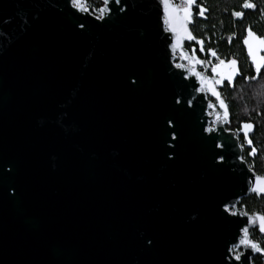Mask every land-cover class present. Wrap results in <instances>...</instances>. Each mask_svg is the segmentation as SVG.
Wrapping results in <instances>:
<instances>
[{
  "label": "water",
  "instance_id": "water-1",
  "mask_svg": "<svg viewBox=\"0 0 264 264\" xmlns=\"http://www.w3.org/2000/svg\"><path fill=\"white\" fill-rule=\"evenodd\" d=\"M103 8L0 0V264H223L260 176L228 104L172 65L160 0Z\"/></svg>",
  "mask_w": 264,
  "mask_h": 264
},
{
  "label": "snow or ice",
  "instance_id": "snow-or-ice-1",
  "mask_svg": "<svg viewBox=\"0 0 264 264\" xmlns=\"http://www.w3.org/2000/svg\"><path fill=\"white\" fill-rule=\"evenodd\" d=\"M69 2L73 9H76L78 11H87V8L84 6L82 0H69ZM160 2L163 6L165 23L168 25L167 30L172 34V48L175 49L178 46L181 47V58H183V41L195 40V43L200 46V51L204 52L203 41L193 36L187 28L188 24L193 23L192 9L193 5L195 4V0H182V3L180 4L173 3L172 0H160ZM104 3L107 4L108 0H104ZM115 3L120 4L121 0H115ZM242 7L244 9H252L254 8V5L245 0V3H243ZM119 10L124 11V8L121 7ZM99 11L101 15L96 17V19H103V14L106 9L100 8ZM205 11L206 9L203 6H200L197 15L203 17ZM232 15L234 17H241L242 13L233 12ZM79 26L81 28L84 27L83 24ZM245 31L247 35L243 39V44L246 47L247 56L250 59L256 75H253L252 77L244 76L243 79H256L257 75H259V73L261 72V68L264 67V56H257L258 52L264 51V38L255 36L250 29H245ZM250 41H252V43H250ZM206 54L217 59L218 63L211 65V61H201L200 59H197L195 56V49H193L192 55L188 57L191 63L189 64V67L186 69V71H189L191 75L195 77L197 81H199L202 91L207 90L213 97L216 98L221 108L225 111V114H227V105L225 104L224 99L221 97L220 93L217 91L216 86L222 85L224 81H227L228 86H232L235 76L240 75V69L237 66V61L235 59H220L214 49L209 48ZM205 63L211 65V73L212 77L214 78L205 77L200 72L195 70L197 65L203 66ZM176 67L181 68L182 65L176 64ZM171 123L172 122L169 121V124ZM252 129L253 125L251 123H242L239 129V131H242L244 133V141L250 147L252 142L248 138V132ZM217 146L221 147V145ZM256 153L257 149L255 147H251L249 155L254 156L256 155ZM220 159L222 160L223 157L221 156ZM249 184L251 185L249 190L252 193H255L256 195L264 193V176H255L254 182L250 179ZM223 210L224 212L230 213L233 216L237 215L236 212H231L229 206H224ZM245 215L247 216V224L258 227L259 233L264 234V215L255 213L252 215H248L246 213ZM241 232L242 235L237 236L238 243L227 246L226 253L222 258L223 264H232L233 261L235 262V264H245V260L250 259V255L248 257H245L244 251L238 249H248L251 252H257L264 255V249H262L256 242L250 239L248 227H244L243 229H241ZM149 243H151V241H149Z\"/></svg>",
  "mask_w": 264,
  "mask_h": 264
},
{
  "label": "flooded vegetation",
  "instance_id": "flooded-vegetation-1",
  "mask_svg": "<svg viewBox=\"0 0 264 264\" xmlns=\"http://www.w3.org/2000/svg\"><path fill=\"white\" fill-rule=\"evenodd\" d=\"M85 1V7H89L92 4V0H83ZM97 2H101L103 4V7L106 5L104 3V0H96ZM173 3L180 4L182 3V0H172ZM247 2L252 3L254 5V8L252 9H242L240 13H242L241 17H234L232 15V19L235 23L240 22V29H238V25L233 28V30L229 33H225L224 31L222 33L216 34L215 32L212 33L210 30V26L213 25L211 21V13L208 7L207 0H195V4L193 5V23L190 25V31L193 36H195L197 39L203 41V47L204 52L200 51V46L195 43V40L193 41H183L182 49L184 52V57L181 58V50L172 49L171 50V63L176 68L183 72H185V77L189 75L186 72V69L189 67V64L191 61L188 59L190 55H192V50L195 49V56L197 59H200L201 61H211V65L217 64L218 60L207 55V50L209 48L214 49L216 53L218 54V57L220 59L224 60H231L235 59L237 61V66L240 69V75L235 76L234 80L235 85L238 81H241L245 75V69L248 67L249 69L253 70V66L250 62L249 57L247 56V50L245 45L243 44V39L247 35L245 29H250L255 36L264 38V9L261 8L260 17L258 20V25H251L249 24L245 19L246 14L250 12H255L257 9L256 1L247 0ZM243 3H245V0H243ZM242 3V5H243ZM203 6L206 11L204 13L203 17H200L197 15L199 12V7ZM102 7V8H103ZM88 11H90L89 8H87ZM91 13V11H90ZM92 14V13H91ZM93 15V14H92ZM212 33V34H211ZM226 45V46H225ZM257 56H264V51H260L257 53ZM176 64L182 65L181 68H177ZM211 65L208 63H205L203 66L197 65L196 71L200 72L203 76L214 78L212 77L211 73ZM264 69V67L261 68V71ZM227 70V69H224ZM255 72V71H254ZM234 85V87H235ZM217 90L220 92L221 97L227 102L228 108L230 111V122L227 124L226 128L230 132H235L236 136L239 140L240 149H241V159L245 161L251 170L254 171L255 162L259 158V149L256 147L255 142L251 141V147H255L257 149V153L254 156H250L249 152L251 151V147L245 143L244 141V133L242 131H239L240 125L242 123H245L244 121H241L238 127H231L232 125V113L230 110V104L226 97H228V89H233L231 86H228L227 81H224L222 86H216ZM200 91V89L198 90ZM206 100L208 101L207 106V114H211L210 110V104L215 103L216 101L209 95L206 94ZM211 126V125H210ZM252 131V130H251ZM251 131L248 132V138H251ZM251 140V139H250ZM262 176V175H260ZM254 198L256 199L260 206H258L257 210H254L252 214H261L264 215V195L258 196L255 193H250L249 196H246L244 198H240L236 205L234 207L229 206L231 209V212H236L240 214H248L252 215L246 210L249 208H252L248 206L246 199ZM249 236L250 239H252L254 242H256L262 249H264V234L259 233L258 227H250L249 228ZM242 250V249H238ZM243 251V250H242ZM252 264H264V256L261 254H257L251 258Z\"/></svg>",
  "mask_w": 264,
  "mask_h": 264
},
{
  "label": "trees",
  "instance_id": "trees-1",
  "mask_svg": "<svg viewBox=\"0 0 264 264\" xmlns=\"http://www.w3.org/2000/svg\"><path fill=\"white\" fill-rule=\"evenodd\" d=\"M251 1H256L258 7L255 12L247 13L244 20L251 25H258L261 8L264 9V0ZM207 2L213 23L210 26L212 33L218 34L223 31L229 33L237 25L240 29V22L235 23L233 21L232 13L242 11L243 0H207ZM91 6L92 10H99L103 4L92 0ZM253 75L256 73L247 67L244 76L252 77ZM226 98L232 113L231 127H238L241 121L253 125L252 131L250 130L252 132L250 139L255 142L260 151L259 158L253 168L256 174L264 176V69L257 75L256 79L238 81L233 89H228V97ZM245 201H247L248 206L252 207L246 210L250 214L260 206L254 198H247Z\"/></svg>",
  "mask_w": 264,
  "mask_h": 264
},
{
  "label": "rangeland",
  "instance_id": "rangeland-1",
  "mask_svg": "<svg viewBox=\"0 0 264 264\" xmlns=\"http://www.w3.org/2000/svg\"><path fill=\"white\" fill-rule=\"evenodd\" d=\"M86 8H89L92 14H98V13H100L99 10H96V9L92 10V9H91L92 6H89V7L87 6Z\"/></svg>",
  "mask_w": 264,
  "mask_h": 264
},
{
  "label": "built area",
  "instance_id": "built-area-1",
  "mask_svg": "<svg viewBox=\"0 0 264 264\" xmlns=\"http://www.w3.org/2000/svg\"><path fill=\"white\" fill-rule=\"evenodd\" d=\"M82 2L85 4V1L82 0ZM85 6V5H84ZM94 16L98 17L101 15V13H98V14H93Z\"/></svg>",
  "mask_w": 264,
  "mask_h": 264
}]
</instances>
